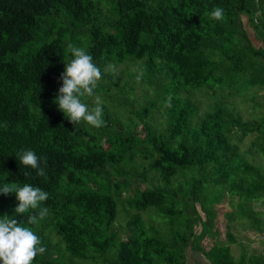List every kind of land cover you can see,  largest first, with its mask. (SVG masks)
<instances>
[{"label": "trees", "instance_id": "1", "mask_svg": "<svg viewBox=\"0 0 264 264\" xmlns=\"http://www.w3.org/2000/svg\"><path fill=\"white\" fill-rule=\"evenodd\" d=\"M216 6L222 21L209 16ZM69 43L116 68L96 89L99 129L69 123L53 103ZM199 91L210 93L203 112ZM238 101L261 114L244 118ZM29 149L45 176L19 163ZM248 155L264 163V0H0V187L49 193L38 226L14 214L11 193H0V217L40 236L46 252L33 264H185L190 246L210 264H238L220 241L234 237L218 206L228 198L229 220L264 201V164Z\"/></svg>", "mask_w": 264, "mask_h": 264}, {"label": "clouds", "instance_id": "2", "mask_svg": "<svg viewBox=\"0 0 264 264\" xmlns=\"http://www.w3.org/2000/svg\"><path fill=\"white\" fill-rule=\"evenodd\" d=\"M214 21L224 20V9L216 6L209 13ZM67 51L71 59L64 63V69L58 79L61 86L58 88L53 103L63 113L69 123L77 126L82 123L91 128L105 126L103 119L104 99L97 94L99 82L103 79L105 72L115 76L116 68L113 64L106 65L104 71L93 62V57L85 47H79L69 43ZM136 80L139 82L145 75L142 67L135 69ZM169 95L165 106L172 107ZM91 100L90 105L87 101ZM19 163L26 168L36 170V176H45V169L41 167V158L32 150H24L17 153ZM46 166V158H45ZM24 176H31L32 173L25 171ZM2 194H14L19 202L14 209V214L27 215V224L38 226L48 215V208L42 207L43 202L49 198V193L38 186L24 183L19 186L15 183H5L0 187ZM46 247L42 246L39 235L22 221L10 218L8 215L0 217V264H33L34 258L43 255Z\"/></svg>", "mask_w": 264, "mask_h": 264}, {"label": "crops", "instance_id": "3", "mask_svg": "<svg viewBox=\"0 0 264 264\" xmlns=\"http://www.w3.org/2000/svg\"><path fill=\"white\" fill-rule=\"evenodd\" d=\"M225 212L230 215L232 207L227 198ZM229 220L233 240L222 236L221 242L229 243L232 258L238 264H264V201L251 203L250 209L237 212ZM185 264H210L201 251L192 246L185 251Z\"/></svg>", "mask_w": 264, "mask_h": 264}, {"label": "rangeland", "instance_id": "4", "mask_svg": "<svg viewBox=\"0 0 264 264\" xmlns=\"http://www.w3.org/2000/svg\"><path fill=\"white\" fill-rule=\"evenodd\" d=\"M244 18V22L246 24V29L249 33V36L252 40V42L256 45V46H261L262 44V40L260 38L257 37L256 33L253 31V29L249 26L248 21L246 16H243ZM132 69V67H131ZM117 74H119L122 79L127 78L125 76V73L123 72V67H119L117 69ZM186 93V92H185ZM263 92H260V94H262ZM146 94V93H145ZM259 96V95H258ZM136 98L141 101L142 103H144L146 100L144 98V95L141 91L137 90L136 92ZM193 99L200 105V110L201 112L207 110V106L210 102V93H207L205 91H199L197 93L194 94ZM237 107L240 110L241 114L243 115L244 118L249 119V118H253V117H257L261 114V110L259 108H257L256 110H254L253 108H251L250 103H241L240 101L237 102ZM135 108H138V102L135 104ZM159 122H163V118H158ZM251 140V137H247L244 141V143L241 145V148L244 150L248 147L249 142ZM248 158L252 159V157L250 155H248ZM256 164H264L263 160L261 159V157L259 155H255V158L252 159ZM131 192H129L130 194ZM227 201V198H225L222 202V205L218 206V210H219V214H220V218L222 222H225V219L223 218V213H225V210L227 209V204L225 203ZM119 214H118V218L117 221L115 223V228L119 231H121V233L123 232L124 226H125V222L127 220V214L124 210L121 209V205L119 203ZM223 229V227H222ZM75 262L78 263H82V264H96L93 262H90L89 260H82L79 258L74 259ZM100 264V263H99Z\"/></svg>", "mask_w": 264, "mask_h": 264}]
</instances>
